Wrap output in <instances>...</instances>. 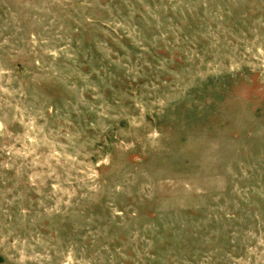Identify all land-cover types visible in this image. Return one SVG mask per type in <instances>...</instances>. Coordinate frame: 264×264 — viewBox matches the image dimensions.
Here are the masks:
<instances>
[{
	"label": "rangeland",
	"instance_id": "374dc122",
	"mask_svg": "<svg viewBox=\"0 0 264 264\" xmlns=\"http://www.w3.org/2000/svg\"><path fill=\"white\" fill-rule=\"evenodd\" d=\"M0 264H264V0H0Z\"/></svg>",
	"mask_w": 264,
	"mask_h": 264
}]
</instances>
